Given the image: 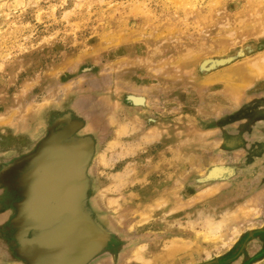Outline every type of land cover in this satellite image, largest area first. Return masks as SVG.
<instances>
[{
	"label": "rangeland",
	"instance_id": "374dc122",
	"mask_svg": "<svg viewBox=\"0 0 264 264\" xmlns=\"http://www.w3.org/2000/svg\"><path fill=\"white\" fill-rule=\"evenodd\" d=\"M261 64L264 0H0V197L31 196L41 165L3 171L67 141L55 120L83 97L71 120L95 132L90 197L141 239L119 264H264V73L239 69ZM214 167L229 172L201 181ZM2 210L0 264H43ZM114 239L117 256L130 241Z\"/></svg>",
	"mask_w": 264,
	"mask_h": 264
},
{
	"label": "water",
	"instance_id": "95a60500",
	"mask_svg": "<svg viewBox=\"0 0 264 264\" xmlns=\"http://www.w3.org/2000/svg\"><path fill=\"white\" fill-rule=\"evenodd\" d=\"M128 99L135 104V100L138 98L129 97ZM79 100H85V98L81 97L76 100L71 111H69L70 113L55 120L54 126L63 123L67 126L68 123L75 124L71 120L72 114L86 118L75 107ZM51 116V121H53L56 114ZM87 127L88 125L77 123L75 128L77 131L67 140V146L60 144L61 138H52V141L45 145L48 150H46L44 156L48 157L46 162L42 163L43 171H40V173H33L34 169L39 166L37 159L16 161L7 170L3 171L4 174H8L26 163L33 166L30 172V174L33 173L31 175V181L34 184V186L31 185L33 192L29 197L27 193L23 195L24 200L18 206L22 208V213L17 221H21L29 230H33L32 234L33 236L35 235V240L32 244L34 247H38V251L41 250L39 252L43 264H83V252L82 248L79 247L82 244H86L91 248L88 250L89 254L94 252L96 243L99 242L98 237L93 234L90 240H85V232L82 231L85 226L83 213L87 209V215L93 218L94 225L105 236L114 237L120 241H130L129 245L123 246L117 256H110L114 262L117 261L119 264L123 256H125V252L129 251L127 247H132L138 243L137 241L141 240L127 237L106 220L108 218L97 208L94 195L90 197V190H93L90 183L88 199L82 203L80 202L87 182L85 178L81 177L87 158L86 155H82L79 152L75 143L89 138L92 139L91 135H94L95 132L87 131ZM4 142L5 140L0 138V144ZM68 147H71V151H67ZM94 151H96V147ZM89 170L87 176H91V171L89 172ZM227 172H229V169L225 167H214L201 181L221 179ZM31 181L29 179L30 183ZM102 217L109 224L103 223ZM102 257L94 259L91 264L101 260Z\"/></svg>",
	"mask_w": 264,
	"mask_h": 264
},
{
	"label": "flooded vegetation",
	"instance_id": "af4514ba",
	"mask_svg": "<svg viewBox=\"0 0 264 264\" xmlns=\"http://www.w3.org/2000/svg\"><path fill=\"white\" fill-rule=\"evenodd\" d=\"M73 121L75 122V124L70 123L72 125L68 124V126L65 124L64 125L60 124L56 128V129H61V131H64V130L70 131V129H74V132H71L69 134V137H67V140L70 137H72L75 134V132L77 131V129H75L76 124L78 122L77 118L74 117ZM60 144L65 145V146L68 145L67 141L62 142ZM75 144H77L79 152L82 155H86V158H87V160L85 161L84 171L81 174V177L85 178L87 180L85 191L81 195V198H80V202L82 203L88 199V194H89V181H88L89 179L87 176V172H88V170L92 164L91 162H92V158H93L92 154H93L94 141H93V138L92 139L89 138V139L81 140L80 142H77ZM49 149H50V147H49ZM70 149H71V147H68L67 151H69ZM46 150H48V149L45 147V143H44L35 151V154H33L31 156V158L37 159L38 165H42V163H44L45 160L47 159V157L44 156V153L46 152ZM76 155H78V154H76ZM28 166L29 167L26 168V172L30 173L32 170H30V165H28ZM31 188H32V186L29 187L30 191L32 190ZM21 200L23 201L21 196L18 195V197L14 198L7 192V190L5 191L4 195H1V197H0V207H2V209L4 210V213L6 211L12 212V216L10 218V221L5 226V231H4L5 235L14 234L13 227H15V226H18V225L21 227L25 226L21 221H17V219L20 216L15 217L16 208L14 206H15V204L21 202ZM20 210L22 213V208H20ZM87 210L85 211L86 213L85 212L83 213V216L85 218V226L83 227L82 231L85 232V236H84L85 240H90L91 236L93 235V232H90L92 229L97 230L100 235L96 236V237H98L99 242L96 243V246L94 248V252H91V254L88 253V250L91 249L89 246H87L86 244L79 245V247L82 248V252H83V255H82L83 264H91L94 261V259H96L100 256H103V255H106V254L115 255L118 252L119 247H120V244L117 242V240H115L112 237L105 236L101 231H99V229L94 225L93 218L91 216L87 215ZM9 240L11 241V243L14 242L13 237L10 238ZM92 249H93V247H92ZM27 263L33 264L32 261H29Z\"/></svg>",
	"mask_w": 264,
	"mask_h": 264
},
{
	"label": "bare ground",
	"instance_id": "6f19581e",
	"mask_svg": "<svg viewBox=\"0 0 264 264\" xmlns=\"http://www.w3.org/2000/svg\"><path fill=\"white\" fill-rule=\"evenodd\" d=\"M187 1V0H186ZM219 1V0H218ZM184 1H182L181 3H183ZM186 3V2H185ZM235 14V13H234ZM240 20V19H239ZM207 64V63H206ZM249 69H241V68H239L240 70H242V76H243V78H244V80L246 81V80H254L255 78H257V77H260L261 75H262V73H264V66L261 64V66L260 67H255L254 65H250L249 67H248ZM255 68H257V70H256V72L255 73H252L251 71H254L255 70ZM238 69V70H239ZM239 70V71H240ZM236 72L234 73H231V74H229L228 75V78H227V80H228V82L229 83H231V85H232V83L233 82H235L234 80H236L237 78H236ZM260 75V76H259ZM262 77V76H261ZM229 88V87H228ZM230 89V88H229ZM232 91L235 93V92H237L238 93V89L237 88H235V87H232ZM236 94V93H235ZM137 101V100H136ZM137 103H139V102H137ZM94 124V123H93ZM96 125V124H95ZM94 126V125H93ZM89 128V127H88ZM89 129H91V128H89ZM92 130V129H91ZM252 209V208H251ZM233 214V213H232ZM231 215V214H230ZM211 219V218H210ZM212 220L213 219H211V222H212ZM105 221V220H104ZM222 221V220H221ZM111 222V221H110ZM105 223V222H104ZM219 223V222H218ZM221 223H225V222H220L219 224H210V230L209 231H211V235H214L213 233H217V231L220 229V228H222L221 227ZM227 223V222H226ZM105 224H107V223H105ZM209 226V225H208ZM224 226V225H223ZM220 231V230H219ZM208 234V233H207ZM207 234L205 235V236H207ZM210 234H208V236H209ZM211 237H214V236H211ZM210 237V238H211ZM205 238V237H204ZM207 241V240H206ZM176 242V241H175ZM178 243V242H177ZM177 243L176 244H174V245H172L173 247L175 246V248L173 249V251H182V248H183V250H184V247H183V245H185L184 243H183V245H182V248H181V246L180 247H176V245H177ZM173 244V243H172ZM180 244V243H179ZM179 244H178V246H179ZM190 244V243H189ZM171 246V247H172ZM187 246H188V244H187ZM190 246V245H189ZM188 246V247H189ZM187 249V248H186ZM169 250L171 251L172 250V248H169ZM185 251V250H184ZM168 252V251H167ZM172 252V251H171ZM176 252V253H177ZM150 262V261H149ZM146 264V263H145Z\"/></svg>",
	"mask_w": 264,
	"mask_h": 264
},
{
	"label": "crops",
	"instance_id": "0c3cea01",
	"mask_svg": "<svg viewBox=\"0 0 264 264\" xmlns=\"http://www.w3.org/2000/svg\"><path fill=\"white\" fill-rule=\"evenodd\" d=\"M106 257L104 258V260L103 261H105V262H109V261H112L113 263L112 264H118V262L117 261H113L108 255H105ZM113 256V255H112Z\"/></svg>",
	"mask_w": 264,
	"mask_h": 264
}]
</instances>
